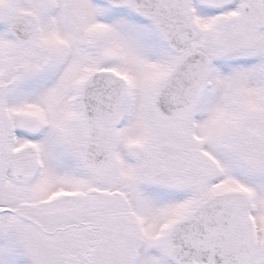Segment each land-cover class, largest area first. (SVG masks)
I'll use <instances>...</instances> for the list:
<instances>
[{"label": "snow or ice", "instance_id": "obj_1", "mask_svg": "<svg viewBox=\"0 0 264 264\" xmlns=\"http://www.w3.org/2000/svg\"><path fill=\"white\" fill-rule=\"evenodd\" d=\"M0 264H264V0H0Z\"/></svg>", "mask_w": 264, "mask_h": 264}]
</instances>
